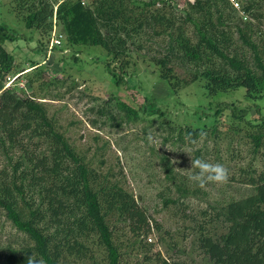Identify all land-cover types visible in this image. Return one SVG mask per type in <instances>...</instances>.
Masks as SVG:
<instances>
[{
    "label": "trees",
    "instance_id": "trees-1",
    "mask_svg": "<svg viewBox=\"0 0 264 264\" xmlns=\"http://www.w3.org/2000/svg\"><path fill=\"white\" fill-rule=\"evenodd\" d=\"M238 1V10L230 0H185L181 6L174 0L15 3L25 26L38 31L41 47L46 46L53 18L63 34L59 48L101 46L117 85L127 82L133 55L152 62L158 76L175 92L201 81L212 100L200 116L211 120L168 123L170 133L164 140L193 144L207 129L216 141L226 138L227 159L216 144L214 153L195 150L194 159L227 163L229 175L230 162L243 157L241 150L248 153L246 163L237 165L231 179L251 186L252 191L223 202L206 201L190 213L187 226L192 247L190 252L180 249L184 258L165 257L142 243L143 264H264V110L256 103L264 97V0ZM6 29L0 23V211L24 237L0 243V264H27L29 256L42 264H120L114 225L125 224L135 243L157 223L122 184L106 174L99 178L44 102L30 94V76L26 95L16 90L17 81L16 86H5L8 75L24 70L3 46L4 40L12 39ZM35 68L42 72L41 65ZM239 88L244 90L242 99L218 98L221 92ZM144 100L149 101L148 96ZM103 103L97 112L119 126L138 120L152 99L143 106L117 96ZM227 109L228 117L220 120ZM163 169L168 193L158 196L164 206L200 191L189 179L197 169L185 175L175 172L169 161ZM172 187L177 197L170 193Z\"/></svg>",
    "mask_w": 264,
    "mask_h": 264
},
{
    "label": "rangeland",
    "instance_id": "rangeland-1",
    "mask_svg": "<svg viewBox=\"0 0 264 264\" xmlns=\"http://www.w3.org/2000/svg\"><path fill=\"white\" fill-rule=\"evenodd\" d=\"M16 1L0 0V23L6 25L7 32L12 36V39L3 41V46L14 55L19 69L24 68L23 71L11 75L9 85L16 86L14 81H17L20 87L16 90L26 95L29 86L27 78L30 76L33 79V93L30 94L44 102L49 115L55 117L59 129L90 162L99 178L102 179L106 174L108 178L122 184L134 194L150 219L157 223V226L152 223V230L147 237L135 243L125 224L118 222L114 225L113 235L122 254L120 264H143L145 250L142 243L151 245L152 252L157 249L165 257L184 258L185 255L180 249L190 252L192 247L189 222L187 223L190 213L197 212L205 206L206 201L223 202L252 191L251 186L231 179L232 171L237 165L245 164L249 158L248 153L241 150L243 157H237L230 162L231 174L226 182H207L194 196L181 198L167 206L163 205L158 196L159 193H168L163 169L165 162L169 161L175 172L190 174L196 170L191 167L194 151L201 148L204 152L214 153V144L219 147L218 153L226 158L228 140L221 138L216 141L208 133L209 129L206 130L207 134L193 144L180 145L164 140L170 133L168 123L177 126L211 120L207 115L200 116L203 108L212 100L206 95L201 81L193 82L175 92L158 76L152 62L140 55H133L132 64L127 69V82L117 85L105 65L107 54L101 46L65 45L62 49L54 46L48 52L52 32L61 33L56 18L52 19V29L46 46L41 47L42 43L39 45L37 39L38 31L27 28L15 11ZM174 1L181 6L185 0ZM143 37L146 38L145 35ZM152 38L158 40L159 37ZM37 65L43 67L41 73L35 68ZM242 92L244 90L241 88L221 92L218 98L242 99ZM145 95L149 101L152 99V103L147 105L144 113L140 112L138 120L131 123L121 122L118 126L116 121L111 122L97 112L110 97L117 96L126 102L143 106L149 102L144 100ZM257 102L262 105L263 111L264 97ZM152 105L154 106L151 111ZM106 108H110V105L107 104ZM254 109L253 106V114ZM226 114L228 109L218 118H227ZM211 156L213 157L212 154ZM224 166L227 167L228 164L224 163ZM173 190L172 187L170 193L177 197ZM204 192L207 194H203ZM23 237L0 211V243H14Z\"/></svg>",
    "mask_w": 264,
    "mask_h": 264
},
{
    "label": "clouds",
    "instance_id": "clouds-1",
    "mask_svg": "<svg viewBox=\"0 0 264 264\" xmlns=\"http://www.w3.org/2000/svg\"><path fill=\"white\" fill-rule=\"evenodd\" d=\"M191 167L198 171L194 172L189 179L200 187H203L207 182L223 183L229 179L228 169L219 162L209 163L196 158L191 159ZM27 264H42V261L34 260L29 256Z\"/></svg>",
    "mask_w": 264,
    "mask_h": 264
},
{
    "label": "built area",
    "instance_id": "built-area-1",
    "mask_svg": "<svg viewBox=\"0 0 264 264\" xmlns=\"http://www.w3.org/2000/svg\"><path fill=\"white\" fill-rule=\"evenodd\" d=\"M231 4L233 5L234 8L239 9L240 8V4L238 0H230ZM62 44V34H58L56 32H52V35L50 36V40H49V45H48V52L51 51V48H53L54 46H60ZM12 76L8 75L6 77V86L9 85V83L11 82ZM15 78V76H14ZM13 78V79H14Z\"/></svg>",
    "mask_w": 264,
    "mask_h": 264
}]
</instances>
